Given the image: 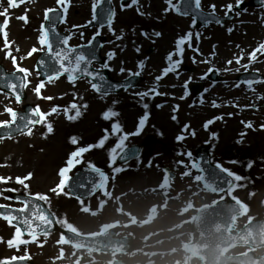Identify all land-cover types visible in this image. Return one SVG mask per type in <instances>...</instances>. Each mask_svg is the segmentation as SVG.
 Returning <instances> with one entry per match:
<instances>
[{
    "label": "rangeland",
    "instance_id": "1",
    "mask_svg": "<svg viewBox=\"0 0 264 264\" xmlns=\"http://www.w3.org/2000/svg\"><path fill=\"white\" fill-rule=\"evenodd\" d=\"M205 1V5L213 3L218 8H227L228 5L237 2V0ZM139 2L141 0H137V4ZM146 2L148 8L144 10L118 11L117 25L114 24L111 30L108 29L109 42L105 49L107 54L115 53L113 59L108 62L115 78L122 79L129 75V71L132 73L139 71L145 83L138 90L109 97L95 94L87 80H80L73 85L67 79L60 78L45 84L40 95L52 99L34 97L32 102L39 106L41 113L46 114L41 124L34 128L31 134L0 141V203L6 201L7 195L14 191L46 195L48 198L46 203L58 216L63 227L75 226L86 233V230L93 228L89 226L85 230L82 224L88 209L95 211L100 207L105 209L106 206H110L109 211L112 214L103 220L106 226H112L111 220L114 218L124 217L125 222L131 217H137L133 213L135 210L141 215L145 214V210L138 209L143 208L142 202L131 199L129 202L120 201L118 196L130 194L134 188L143 191L148 187L173 198V207L169 212L171 225L180 219L178 211L181 206L188 204L198 209L219 199L204 192L197 185L199 174L188 164L189 161L195 162L194 155L197 149L207 144L215 163L242 177L237 191L231 193L229 197L242 201L258 218L264 216V99L259 103L261 111L251 109L252 100L257 105L258 96L264 98V90H261L263 88L247 91L249 95L246 99L251 102L240 104L248 110L245 117L238 106L231 107L232 102L222 88L218 89L217 93L212 89L208 98L203 100L188 98L189 100L183 103L181 99L185 94L182 88L185 80L189 77L192 80H199V75L208 68H219V72L229 78V84L234 83L232 77L242 71H259L255 66L263 63L260 57L263 52L257 51L255 59L251 62L249 57L258 48L259 43H264V9H251L245 14H239L225 27L212 28V31L207 29L197 31L195 27L187 24V20L176 17L169 3L162 5V0ZM175 2L176 0H172V5ZM53 3L54 0H49L44 8L53 6ZM94 3L95 0H66L64 5L68 6L70 11L67 16L68 23L71 25L86 23L92 15ZM155 33L160 35L157 36ZM187 33L192 34L193 43L190 44L191 47H184L185 54L179 57L175 54L177 41ZM91 34L92 32L90 36ZM81 41V38L76 37L71 43L78 44ZM150 47L154 49L152 54L149 53ZM169 54H174L173 60H179L180 63L176 71L163 75L162 79L156 82L155 77L162 75L163 69L169 66ZM242 56H246V59H242ZM237 57H241L239 64L236 63ZM205 59L209 61L202 63L201 61ZM229 60L232 61L231 64L227 63ZM141 61L142 69L138 67ZM182 63L194 67L196 65L199 74L189 76L190 74L183 73ZM241 65H247V69ZM121 67L125 69L124 73L119 72ZM260 72L264 74V69ZM27 79L30 94L36 95L34 88L38 86L37 76L31 72L28 73ZM210 84L206 82L209 89ZM154 86L163 97L154 98L152 94L144 97L137 95ZM214 95H219V99L214 100ZM213 102L218 106H213ZM72 103H75L78 109L71 108ZM53 107H57L56 112H51ZM8 108L19 110L21 106L12 98L0 93V121L11 120L10 113L6 110ZM108 109H112L118 115L112 119H104L102 114ZM77 110L80 115L69 119ZM145 114L147 119L144 126L138 134H133L137 133L139 121ZM228 114L230 116L226 120ZM173 116L176 117L175 120ZM208 121L212 123L205 127ZM114 122H118L122 129V132L115 135L112 133ZM249 123L251 127H247ZM49 124L51 132L47 131ZM105 130L108 138L103 146L92 147L84 152L77 158L80 163L75 168L76 171L83 165H98L108 169L110 181L100 195L90 202L83 203L70 198L64 189L62 191L58 189L59 194L50 191L59 185V172L67 166L66 161L71 153L87 145H97L105 136ZM123 134H128L124 146L145 141H149L150 144L144 152V160L116 168L111 149ZM178 136H183L184 139L178 141ZM73 138L77 140L76 144L72 143ZM119 151L117 149V154ZM188 153H191V157H188ZM180 161L183 164H179ZM164 167H170L177 175L175 183H171L168 188L163 183ZM17 178L23 183L18 182ZM25 184L28 185L27 189L24 187ZM107 192V196H116V200L109 201L108 198L103 200L101 196ZM250 216L249 214L245 216L238 222V226L249 221ZM140 220L143 222L142 218ZM15 230L11 226L0 227V261L28 255L35 264H49L50 257L56 255V258H60L59 263L67 264L70 249L62 245L58 235L37 238L33 240L37 246L22 248L18 247L19 243L16 242ZM20 239L28 241L21 236ZM9 240L13 241L11 246L8 244ZM241 251L243 250L238 252ZM168 259L170 264H199L185 256H169Z\"/></svg>",
    "mask_w": 264,
    "mask_h": 264
},
{
    "label": "snow or ice",
    "instance_id": "2",
    "mask_svg": "<svg viewBox=\"0 0 264 264\" xmlns=\"http://www.w3.org/2000/svg\"><path fill=\"white\" fill-rule=\"evenodd\" d=\"M102 2H103V0H95V3L93 4V19H96L97 6H98V4H100ZM8 3L11 7L17 6L16 0H8ZM136 3H137V0H131V4H136ZM167 3H169L171 8H173L178 13L183 14V15H188L189 11H195V10L200 9V0H177L176 5H172V0H167ZM239 3H240V0H237V4H239ZM57 4L63 5L64 0H57ZM181 4L184 5L183 12H181V10H180ZM123 6L124 5H122V7ZM128 6H131V5H128ZM210 8L212 9V12L210 13V15H214L216 6L213 4V5H210ZM227 8L229 11H231L232 5H228ZM56 11L57 10L53 9V8L46 9L44 12V19L46 21H51L52 17L49 16V13H55ZM64 11H66V7L64 8ZM165 11H168V9H165ZM0 15L7 16V9H5V11L3 13H0ZM100 15L107 17L109 29L111 30V19H112V15H113L111 10H109L107 12H104L103 10H101ZM225 15H227V12L225 13ZM19 19L24 20L25 22L27 21L26 16H21V17H19ZM61 22H63L62 19H61ZM217 22H219V21H217ZM193 23H195V18L193 19ZM7 24H8V20L5 19L3 22V25H0V31H2L3 28H6ZM101 27H103V25H101ZM40 31H41V35L39 37V43L41 45V48L39 50L45 53L46 60L41 59L38 62V64H39L40 69H41L40 74L44 75L48 81H51L54 77L59 78V76H61L63 74H67L68 81L70 83H72L73 85H75L77 80L86 79L88 81L90 87L94 91L101 93V95H105V96L108 94V91L110 88L116 87L114 85L108 84L105 76L101 73V69H107L109 71L112 70L107 62L102 63L100 65L99 69L93 67V63L96 59V56H95V49L92 47V40H89L87 42V45H77V46L73 47V46L69 45V40L71 39V34L66 35L64 37H60L59 34H56L54 39L50 37V31L55 32L54 24L51 26L50 29H45L44 25H41ZM229 31H231V29ZM80 35L82 37L83 33H81ZM97 35H99V33H97ZM144 35H147V34L144 33ZM155 35L159 36L160 33H155ZM191 36H192L191 33H187L185 37L178 39L175 54H182L183 48L181 47V45L190 41ZM4 37H5V47H8L6 32L4 33ZM198 38H199V35L197 34V39ZM117 39H120V37H117ZM189 47H191L190 44H189ZM36 51H38V49L33 47L31 49V51L28 53V55L31 56ZM137 51H139V49H137ZM257 51L264 52V43L260 44L259 47L250 54V57H249L250 62H251V60L255 59V55H256ZM7 55H11V53L9 52ZM114 55H115V53H108L107 59L112 60ZM173 55L174 54H169V56H168L169 66L166 67L165 69H163L162 75H158L155 77L156 82H159L162 79L163 75H167V73H169V72L176 71L180 61L179 60L174 61ZM240 59H241V57L236 58L237 64L240 63ZM12 63H13V65H15L17 67V72L22 73L24 75L18 76L15 72L12 74L0 73V88H8V89L12 90L13 94H15L16 101L20 102L21 96L16 93V89L17 88L22 89V88L26 87V85L28 83V81H27L28 70L16 65V58L14 56L12 57ZM227 63L231 64L232 61L229 60V61H227ZM138 67L140 69L143 68V61H141L139 63ZM241 67L247 69V65H241ZM225 70H229V69H225ZM207 71H208V73H211L213 71V69L209 68ZM217 71H219V70H217ZM237 71H239V69H237ZM119 72L124 73L125 69L123 67H121L119 69ZM128 74L130 76H133V75L139 76L140 72L137 71L135 73H132L131 71H129ZM205 75H207V73H205ZM201 78H204V77H201ZM244 82L247 83L249 85V87H251V85L253 83V81H251V80L244 81ZM236 86L238 87L239 83H237ZM44 87H45V84L43 81H41L38 84V86H36L34 88V92L36 93L38 98L51 100L52 97H41V95H40L41 89ZM185 87H186V84H185ZM150 94L160 95L161 93H159L156 90L155 86L150 88L146 92L137 93V95H140L141 97L148 96ZM185 95H187V92L185 93ZM144 106H145V108L147 107V105H144ZM213 106H218V105H216L215 102H213ZM70 107L74 108V109H78V106L75 103H72L70 105ZM84 107H86V105H84ZM158 107H159V105H158ZM6 110H7V112H9L11 114V120L0 121V128L10 129L13 125H15L16 131L20 132V133H23L26 129H28L29 130L28 134H31L29 125H32L35 123H40L41 119H43L44 116L46 115L44 113H41V110H40L38 105L35 108L28 109L27 114L23 115V116L19 115L18 113H16L11 108H8ZM56 111H57V107H53L51 109V112H56ZM79 115H80V112H79V110H77L75 115L70 116L69 119H74L76 116H79ZM102 115H103V118L107 120V119L114 118L115 116L118 115V113L114 112L112 109H108ZM35 117H39L40 119H35ZM172 118L174 120L176 119L175 116H173ZM146 119H147V114H145V116L140 119L138 129H137V133H133V134L139 133V130L144 126ZM17 120H19L20 123H17ZM210 123H212V121L206 122L205 127H207L208 124H210ZM247 127H251V124L249 123L247 125ZM185 128H187V126H185ZM47 131H49V132L52 131L50 124L47 126ZM120 132H122V129H121L119 123L114 122L112 124V133L115 135V134L120 133ZM8 135H11V133L9 132ZM127 136H128V134L121 135L118 139V142L111 149L113 161L116 158L117 149L120 150V153L124 152V141L127 139ZM0 138H3V137H0ZM107 138H108L107 130H105V136L98 142L97 145H89L87 147H81V148H78L76 151L72 152L70 155V158L66 161L67 167L62 168L59 172V175L62 177L59 185L56 188H52L50 191L59 194V191L63 190L67 181L69 180V177L66 174L76 164L80 163V160L77 158L80 157L84 152L90 150L92 147L103 146L104 141ZM182 139H184L183 136L177 137L178 141L182 140ZM72 143L76 144L77 140L75 138H73ZM187 155L189 157H191V153H188ZM178 163L183 164L182 161H180ZM191 166H192V168L198 169L199 171H203V169H200V165L196 162H193ZM250 166H251V164L249 165V167ZM185 167H187V166H185ZM216 168L220 169V171H222V172L227 173L228 176L232 177L233 179H235L237 181L242 179V177H240L238 175H234L229 170L221 168V166L219 164L216 165ZM93 170L98 173V177H99L97 182L95 184H93V186L91 188L92 191H95L96 189L100 188L104 183H106L108 178L99 169H95L93 167ZM119 170L120 169H116V171H119ZM165 171H167V170H165ZM30 176H31V174L29 173L28 177L30 178ZM17 179H18V182L23 183V181L20 180V178H17ZM24 187H25V189H27L28 185L25 184ZM78 187H84V185L81 184V185H78ZM58 189H59V191H58ZM34 199L46 202L48 198L46 195L37 193V194H35ZM26 208H27V204H25V209ZM32 208H33L32 215L36 220L39 221V224H37L34 227L32 224V220L28 219V218H24L21 222L25 225V229L27 230L28 235L33 240H35L36 236L38 235V233L36 232L35 229L39 228L41 230V232H43L44 235H47V230H46L45 226L50 227L53 223V220L50 218V214L46 213L42 206L37 205V204H33ZM25 209H20L19 211L24 212ZM4 218L6 220L9 219V217H7V216H5ZM57 222H58V220H57ZM15 236H16V242L17 243H19V244L27 243V241L20 239L21 229L19 227H17L15 230ZM8 244L11 246L13 244V241L9 240ZM12 259H16V258L13 257ZM3 264H7V261L3 262Z\"/></svg>",
    "mask_w": 264,
    "mask_h": 264
},
{
    "label": "bare ground",
    "instance_id": "3",
    "mask_svg": "<svg viewBox=\"0 0 264 264\" xmlns=\"http://www.w3.org/2000/svg\"><path fill=\"white\" fill-rule=\"evenodd\" d=\"M16 38H17L18 41H21L24 37H23V35L21 34V32L18 31L17 34H16ZM33 97H34V96L30 95V96L27 98V101H28V102H32Z\"/></svg>",
    "mask_w": 264,
    "mask_h": 264
}]
</instances>
